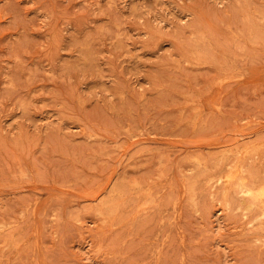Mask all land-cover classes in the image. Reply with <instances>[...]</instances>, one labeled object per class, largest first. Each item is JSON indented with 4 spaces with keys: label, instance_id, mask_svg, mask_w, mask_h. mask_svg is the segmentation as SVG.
<instances>
[{
    "label": "rangeland",
    "instance_id": "374dc122",
    "mask_svg": "<svg viewBox=\"0 0 264 264\" xmlns=\"http://www.w3.org/2000/svg\"><path fill=\"white\" fill-rule=\"evenodd\" d=\"M0 264H264V0H0Z\"/></svg>",
    "mask_w": 264,
    "mask_h": 264
},
{
    "label": "bare ground",
    "instance_id": "6f19581e",
    "mask_svg": "<svg viewBox=\"0 0 264 264\" xmlns=\"http://www.w3.org/2000/svg\"><path fill=\"white\" fill-rule=\"evenodd\" d=\"M261 216H262V215H261ZM261 216H260V217H261Z\"/></svg>",
    "mask_w": 264,
    "mask_h": 264
}]
</instances>
